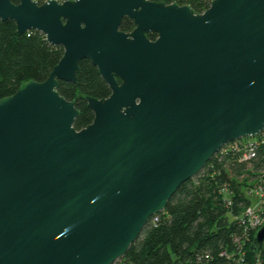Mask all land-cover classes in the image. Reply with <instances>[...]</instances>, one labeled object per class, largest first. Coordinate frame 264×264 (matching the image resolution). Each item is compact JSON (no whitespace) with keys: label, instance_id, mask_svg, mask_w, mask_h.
<instances>
[{"label":"water","instance_id":"95a60500","mask_svg":"<svg viewBox=\"0 0 264 264\" xmlns=\"http://www.w3.org/2000/svg\"><path fill=\"white\" fill-rule=\"evenodd\" d=\"M7 19L63 53L0 99V264H112L222 146L264 128V0H0ZM82 59L110 92L84 96L75 129L57 87Z\"/></svg>","mask_w":264,"mask_h":264},{"label":"trees","instance_id":"16d2710c","mask_svg":"<svg viewBox=\"0 0 264 264\" xmlns=\"http://www.w3.org/2000/svg\"><path fill=\"white\" fill-rule=\"evenodd\" d=\"M152 1L187 3L194 12L209 5V1L198 0ZM132 28L130 19H121L120 30ZM147 36L154 39L155 33ZM62 53L61 46L51 45L40 32L18 34L12 20H0V99L28 80H44ZM57 91L73 100L79 110L73 121L75 129L93 117L84 96L102 98L110 92L88 59L80 60L75 82L60 81ZM249 144L254 155L240 159ZM258 185L264 187V128L256 136L222 146L177 187L164 209L150 216L126 252L112 264H264V239L253 246L256 229L245 236L240 222L250 202L248 193ZM262 216L264 220V205Z\"/></svg>","mask_w":264,"mask_h":264},{"label":"built area","instance_id":"2783aa9c","mask_svg":"<svg viewBox=\"0 0 264 264\" xmlns=\"http://www.w3.org/2000/svg\"><path fill=\"white\" fill-rule=\"evenodd\" d=\"M38 4L46 0H33ZM61 2L63 0H56ZM198 1H211V0H198ZM254 155V148L251 144L248 145L246 151L242 154L240 159L246 160ZM250 202L245 207L243 214L240 217V222L244 225V235L246 236L250 231L257 229L263 222L262 209L264 205V187L258 185L249 191ZM252 200H255V204L251 203Z\"/></svg>","mask_w":264,"mask_h":264},{"label":"rangeland","instance_id":"374dc122","mask_svg":"<svg viewBox=\"0 0 264 264\" xmlns=\"http://www.w3.org/2000/svg\"><path fill=\"white\" fill-rule=\"evenodd\" d=\"M184 4H187V3H184ZM204 9H205V8H204ZM204 9H203V10H204ZM203 10H202V11H203ZM200 12H201V11H200ZM239 179H240V178H239ZM251 203H254V204H255L256 202H255V200H252Z\"/></svg>","mask_w":264,"mask_h":264}]
</instances>
